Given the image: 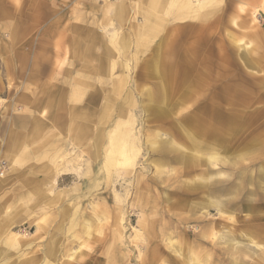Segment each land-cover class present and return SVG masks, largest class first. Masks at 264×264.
Listing matches in <instances>:
<instances>
[{"label": "rangeland", "instance_id": "obj_1", "mask_svg": "<svg viewBox=\"0 0 264 264\" xmlns=\"http://www.w3.org/2000/svg\"><path fill=\"white\" fill-rule=\"evenodd\" d=\"M199 112L232 130L190 142ZM18 117L45 128L22 163ZM3 180L0 264H264V0H0Z\"/></svg>", "mask_w": 264, "mask_h": 264}, {"label": "bare ground", "instance_id": "obj_2", "mask_svg": "<svg viewBox=\"0 0 264 264\" xmlns=\"http://www.w3.org/2000/svg\"><path fill=\"white\" fill-rule=\"evenodd\" d=\"M156 0H154L155 2ZM164 70V65L163 64H159L157 63L156 66H155V72H162L163 74V77H164V83H163V88L161 89V91H158L154 94H150V101L153 102L154 104H161V103H165L168 101V97H170V87H171V83H172V78H177L178 77V74L175 76H172L171 72L169 70H167L168 68L165 69V71L163 72L162 70ZM181 72V71H179ZM181 76L184 77V82H182L181 85H184V83L186 84L187 83V77H189V72L186 70L184 72L181 73ZM176 80V79H174ZM178 80V79H177ZM200 84V79H196V81H194V83L190 84V87H191V93L192 95L193 94H197L198 93V85ZM161 86V84H160ZM187 93V92H185ZM183 95H180V97L182 98L184 96ZM245 93V92H244ZM112 97V96H111ZM186 97V95H185ZM187 98V97H186ZM221 98V97H220ZM228 99V98H227ZM62 101V100H61ZM51 102V101H50ZM223 102V101H222ZM225 103V102H224ZM63 104V101L62 103ZM163 105V104H162ZM157 108V107H156ZM157 111L158 113L162 114L164 109L163 108H160L158 107L157 108ZM200 113L199 112L197 115L191 117V118H186L185 119V134L187 135L188 139L190 142L194 143V139L200 134V135H203V134H208L209 132H213V133H216L217 135L221 136L223 134L224 131H231L232 130V120L231 119H226L224 120L223 118V121L220 122L218 119H217V116L213 115L212 117H207L206 115H202L201 118H200ZM213 114V113H212ZM71 116L72 117H78V112H77V109H73L71 111ZM224 116V115H223ZM219 117V116H218ZM220 118V120H222ZM218 120V121H217ZM197 121V122H196ZM208 121V122H206ZM80 122V121H79ZM79 122H77V126H72V132H73V136L76 137L77 141L79 142L80 140H85L87 139V136L89 134V131H88V126H84L82 124H80ZM121 122V120H120ZM127 122V121H126ZM123 123V122H122ZM206 124H209V128H206ZM219 125V127L217 126ZM226 125V126H224ZM224 126V127H223ZM120 127H121V124H120ZM223 127V128H221ZM121 129V128H120ZM90 130V129H89ZM118 132V131H116ZM115 132V134H116ZM95 134V132H94ZM114 137V136H113ZM118 138L114 137L112 140H111V143H110V152H109V155H108V165H110V163H112L111 161H113V158L114 156L118 153V152H122L124 151L125 149V134L122 133L120 136L117 135ZM226 137V135H225ZM110 138V137H109ZM111 139V138H110ZM193 140V141H192ZM209 140V139H208ZM212 141V140H211ZM217 141V140H216ZM190 144L192 146H195L196 144ZM218 144V143H217ZM109 146V145H108ZM24 160V159H23ZM22 162V161H21ZM112 165V164H111ZM109 167V166H108ZM51 231V230H50ZM28 234V233H27ZM20 235V234H19ZM231 238V237H230ZM72 246V245H71Z\"/></svg>", "mask_w": 264, "mask_h": 264}, {"label": "crops", "instance_id": "obj_3", "mask_svg": "<svg viewBox=\"0 0 264 264\" xmlns=\"http://www.w3.org/2000/svg\"><path fill=\"white\" fill-rule=\"evenodd\" d=\"M115 38H116V39H114L115 43L112 42V46H114L115 49L124 50L129 45L128 35H122V36L118 35ZM80 44H82L81 41H79V45ZM106 47L107 48H106V51L103 53V56H99V59L97 60L98 63L101 65L100 66L101 69H103L102 65L105 63H110V65L112 63H114V62H112L113 60H111L112 58L109 57L111 50L108 49V46H106ZM101 71H104V70H100V72ZM90 101L91 100H89V102L87 103V106L88 107L90 106L91 108H95L96 105L92 104V103L90 104ZM49 103H50V101H49ZM61 103H62V101H60V104ZM52 104H53V102L50 103V105H52ZM75 109H78V108H75ZM71 110H73V108ZM33 118H34L33 120H30L29 117H18L15 120L16 130L13 131V133H12V137H14L15 139L11 143V146H10V157L12 158L11 160L16 162V163L26 162L30 158V156L32 154H34L32 151H34L35 153H41L42 154V147H41L42 145L41 144L43 143V140H41V138L43 137V131L45 130V128L41 129L40 125L43 126V124L41 122L37 121L35 119V117H33ZM21 129H23L24 132H21ZM51 132H49V133H51ZM50 137H51V135H50ZM47 141L45 144V146L47 148L46 154L52 152L51 149H53V146H54L53 141L52 142H47ZM29 144H31L33 146L32 148H30V150H28ZM31 149H32V151H31ZM35 155L37 156V154H35ZM6 183H7L6 180H3V182L0 183V190L5 188L4 186ZM36 183H38V182H36Z\"/></svg>", "mask_w": 264, "mask_h": 264}]
</instances>
